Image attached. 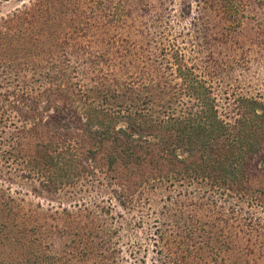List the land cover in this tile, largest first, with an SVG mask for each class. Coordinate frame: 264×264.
I'll list each match as a JSON object with an SVG mask.
<instances>
[{
    "label": "trees",
    "instance_id": "obj_1",
    "mask_svg": "<svg viewBox=\"0 0 264 264\" xmlns=\"http://www.w3.org/2000/svg\"><path fill=\"white\" fill-rule=\"evenodd\" d=\"M57 1L35 0L0 20V48L18 57L16 36L24 38L26 66L37 76L23 92L14 86L0 95L1 164L21 177L38 178L49 192L71 185L75 177L101 174L120 187L124 201L144 186L160 184L264 204V187L254 188L256 182L264 186L257 175L264 167L260 96L219 97L212 82L177 50L166 64L169 76L152 83L135 79L129 76L137 64L133 47L110 49L107 64L98 63L106 69L93 86L77 93L75 81L64 73L69 66L43 62L53 60L60 45L51 43L62 15ZM204 3L228 31L243 25L241 0ZM32 82L43 85L36 89ZM14 116L20 123L8 129ZM42 218L23 212L0 188V264H112L111 254L99 252L87 236L92 228ZM186 226H178L181 246L198 230Z\"/></svg>",
    "mask_w": 264,
    "mask_h": 264
},
{
    "label": "rangeland",
    "instance_id": "obj_2",
    "mask_svg": "<svg viewBox=\"0 0 264 264\" xmlns=\"http://www.w3.org/2000/svg\"><path fill=\"white\" fill-rule=\"evenodd\" d=\"M34 1L0 0V20ZM241 1L243 25L228 31L204 0H58L62 15L51 43L60 45L53 60L43 62L69 66L64 73L79 93L106 69L101 64H107L110 49L133 47L137 64L129 76L151 83L171 74L166 64L177 50L212 82L219 97L229 93L264 100V0ZM16 39L18 57L0 48V95L14 86L23 92L37 77L26 66L24 38ZM32 84L39 89L42 83ZM12 119L8 129L20 123ZM257 175L264 179V167ZM259 185L254 188L262 190ZM0 188L23 212L40 214L47 223L70 221L82 229L86 225L84 231L92 228L87 236L99 252L111 254L112 264H264V204L236 195L203 194L199 188L182 192L183 187L158 184L124 201L120 187L101 174L75 177L71 185L49 192L38 178L21 177L1 163ZM186 223L198 230L181 246L178 226Z\"/></svg>",
    "mask_w": 264,
    "mask_h": 264
}]
</instances>
